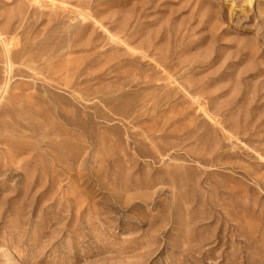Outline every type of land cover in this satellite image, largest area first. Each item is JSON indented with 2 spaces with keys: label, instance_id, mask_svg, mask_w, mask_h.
Returning a JSON list of instances; mask_svg holds the SVG:
<instances>
[{
  "label": "rangeland",
  "instance_id": "rangeland-1",
  "mask_svg": "<svg viewBox=\"0 0 264 264\" xmlns=\"http://www.w3.org/2000/svg\"><path fill=\"white\" fill-rule=\"evenodd\" d=\"M0 264H264V0H0Z\"/></svg>",
  "mask_w": 264,
  "mask_h": 264
},
{
  "label": "bare ground",
  "instance_id": "bare-ground-1",
  "mask_svg": "<svg viewBox=\"0 0 264 264\" xmlns=\"http://www.w3.org/2000/svg\"><path fill=\"white\" fill-rule=\"evenodd\" d=\"M146 57V56H145ZM157 64H159V63H157ZM167 79H168V77H167Z\"/></svg>",
  "mask_w": 264,
  "mask_h": 264
}]
</instances>
